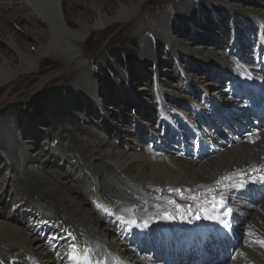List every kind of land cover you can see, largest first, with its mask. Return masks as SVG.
I'll return each instance as SVG.
<instances>
[{"label":"bare ground","instance_id":"bare-ground-1","mask_svg":"<svg viewBox=\"0 0 264 264\" xmlns=\"http://www.w3.org/2000/svg\"><path fill=\"white\" fill-rule=\"evenodd\" d=\"M65 1H1L0 8L10 9V14L0 10V42L4 43L0 85L25 65L35 69L53 49L66 53L65 62L83 63L84 39L95 30L130 22L143 0H69L75 7ZM252 9L251 13L264 17L263 7ZM155 17L150 14L151 19ZM155 22V39L167 35L173 46L180 45L166 30L165 21ZM139 27L141 31L143 23ZM26 40L35 44L34 52L26 50ZM218 45V40H203L186 49L212 64L200 85L208 94V88L215 87L209 100L200 103L188 96L183 108H172L175 114H169L170 106L158 86L155 115H163L166 125L162 120L154 129L138 121L117 128L109 119L106 134L112 136L108 140L100 130L81 136L94 152L95 184L81 183L83 177L73 171L63 172L48 164L47 177L43 176L39 154L29 153L34 147L32 138L22 142L19 153L8 140L5 155L9 162L12 156L16 169L23 170L46 199L40 202L21 195L26 204L22 207L12 194L8 211L0 197V264H189L195 251H200L201 264H264V245L258 242L264 241V201L260 198L264 195V107L257 108L260 102L264 105V43L249 48L246 57L241 50L246 43L238 44V51L230 54L229 45ZM10 48L16 55L9 53ZM142 53L153 58V44L145 45ZM62 64L66 72L68 65ZM90 69L76 68L75 80L82 81L77 85L80 91L94 98L98 89L90 80ZM224 80H229L228 88L220 87ZM230 93L237 97H229ZM223 98L233 102L223 104ZM237 100L248 104L239 105ZM250 114L257 120L253 122ZM220 118L225 126V122L217 123ZM230 121L238 124L232 127ZM9 125L4 119L0 123V141ZM13 133L12 140H20ZM252 185H258V190L251 189ZM218 223L227 227L225 235H203L189 244L165 238L171 231L182 234L206 226V230L217 231L223 228ZM169 240L170 246L164 245ZM219 246L220 258L218 250L212 254Z\"/></svg>","mask_w":264,"mask_h":264},{"label":"rangeland","instance_id":"rangeland-1","mask_svg":"<svg viewBox=\"0 0 264 264\" xmlns=\"http://www.w3.org/2000/svg\"><path fill=\"white\" fill-rule=\"evenodd\" d=\"M107 1L114 2V0ZM64 3L66 5L71 3L72 7L77 6L69 0ZM86 5L89 4L85 3L84 6ZM260 7L264 8V0H143L135 18L130 22H117L107 30H95L84 39L83 63L65 62L63 58H66V53L59 49H53L50 57L41 59L33 70L24 63L25 66L19 68L20 70L12 78L0 85V123L4 119L10 124L7 128L9 133L5 130L0 141V176L5 177L3 182L0 180V197L5 200L3 209L10 210L9 203L12 200V194L13 198H16L15 203L19 200V205L22 207L26 204L21 201V195L26 194L39 201L46 199L36 184L28 181L25 172L16 169L17 166L12 156L9 162L5 155V152L9 150L8 140L18 152L17 148L22 147V142L26 138H32L34 147L29 149V153L39 154L42 160L43 176L47 177L48 171L45 166L48 164L50 168L63 170V172L73 171L77 176L83 177L81 183L92 181L95 184L98 174L95 172L94 156H92L94 152H91L89 147L83 143L81 136L100 130L104 133L102 136L108 140L112 136V134H106L109 119L117 128H124V124L134 125L140 121L143 126L147 128L153 126L156 129L159 124H162L164 117L155 115L158 86L162 90V98L167 100L170 106L169 114H175L172 108H183L188 96L196 100L200 99V103L212 98L210 93L214 92V86L208 88L209 94L203 92L201 88V82L210 74L212 64L205 61L207 59L204 57L201 59L189 54L186 49H190L191 45L198 41L218 40L219 47L222 44L229 45L227 48L229 53L238 51V44L242 46L246 43V48L242 46L241 50L244 57L248 56L251 53L249 48L252 49L258 42L264 43V17L251 13L252 8ZM0 10L5 14H10V9L0 8ZM94 14L93 9L91 15ZM150 14L156 16L155 19H151ZM156 19L165 21V26L166 24L168 26L166 30L168 29L167 31L177 39V42L179 40V46H173L172 40H168L167 35L163 40L155 39ZM142 23L144 27L140 31L141 27H137ZM16 29L20 30L21 27L17 26ZM26 41V50L34 52L36 46L33 41ZM150 44H153L155 57H143L144 46ZM2 46L4 43L0 42V47ZM116 50L119 57L114 55ZM9 53L15 54L11 48ZM62 62L68 65L69 69L66 72L67 67L63 66ZM80 66L91 68L92 74L89 77L95 90L98 89L95 91L94 98L80 91L77 86L82 84V81L75 80V70ZM227 81L229 80L220 83V87L228 88ZM46 85H64L69 91L68 104L60 120H49L30 112L26 107V102L32 94ZM223 94L225 97L226 92L223 91ZM236 95V93H230L229 97L234 98L237 97ZM250 96L257 97L252 93ZM163 99L162 103L164 107H167ZM159 100L160 97H158V103ZM224 100L223 104L233 102L228 99ZM253 101H256V98ZM234 102L239 105L242 103L244 106L248 104V101ZM258 105L257 108L263 109L262 102ZM111 112L114 113L113 116ZM178 118L185 123L181 116ZM220 119H216L219 126L223 122L225 126L224 118L221 121ZM250 119L254 122L257 116L250 114ZM235 123L237 122L230 121L232 127ZM166 124L164 122V125ZM109 127L115 129L111 124ZM187 127L189 128L188 125ZM218 131L220 132V129ZM13 132L19 136L20 140L17 142L12 140L10 133ZM200 152L199 156L203 151ZM257 186L252 185L251 189L258 190ZM128 191L127 193L130 194ZM260 198L264 201L263 194ZM14 223L17 224V221L15 220ZM218 225L223 227L222 224L218 223ZM211 233L225 235L227 227L217 231L207 230L205 235ZM170 240L163 242L164 245L170 246ZM195 240L188 239L187 241L193 243ZM39 241L40 239L35 241L33 247Z\"/></svg>","mask_w":264,"mask_h":264},{"label":"trees","instance_id":"trees-1","mask_svg":"<svg viewBox=\"0 0 264 264\" xmlns=\"http://www.w3.org/2000/svg\"><path fill=\"white\" fill-rule=\"evenodd\" d=\"M116 57L119 54L116 50ZM68 93L64 85H46L32 94L26 102L27 109L49 120H60L68 104Z\"/></svg>","mask_w":264,"mask_h":264},{"label":"water","instance_id":"water-1","mask_svg":"<svg viewBox=\"0 0 264 264\" xmlns=\"http://www.w3.org/2000/svg\"><path fill=\"white\" fill-rule=\"evenodd\" d=\"M203 229H206V228H198V229H190V230H186L185 232L181 233L184 235V237H187V238H191L192 236L195 235V232H198V233H202L203 232ZM169 234L171 233H179V232H168Z\"/></svg>","mask_w":264,"mask_h":264},{"label":"snow or ice","instance_id":"snow-or-ice-1","mask_svg":"<svg viewBox=\"0 0 264 264\" xmlns=\"http://www.w3.org/2000/svg\"><path fill=\"white\" fill-rule=\"evenodd\" d=\"M98 207H102L101 205H98ZM259 243H261L262 245H264V241H258ZM75 248V246H73V249ZM75 258V256H74Z\"/></svg>","mask_w":264,"mask_h":264}]
</instances>
